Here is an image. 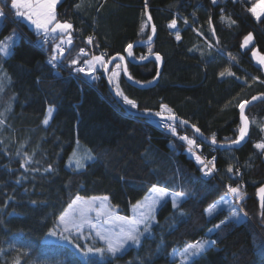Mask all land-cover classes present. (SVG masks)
Returning a JSON list of instances; mask_svg holds the SVG:
<instances>
[{"label": "trees", "instance_id": "1", "mask_svg": "<svg viewBox=\"0 0 264 264\" xmlns=\"http://www.w3.org/2000/svg\"><path fill=\"white\" fill-rule=\"evenodd\" d=\"M0 2L6 13L0 21V39L13 32L16 36L12 54L0 57V119L4 120L0 124V264H13L17 257L20 264H29L46 241L61 245L67 264H79V253L71 243L43 239L73 199L106 195L120 212L129 214L130 204L154 184L175 193L188 192L181 204L184 214L166 199L157 208V222L141 246L129 247L115 260L106 257L103 264L109 260L111 264H177L174 254L206 235L216 243L195 258L196 264H259L264 219L259 215L256 191L264 184V154L254 144L264 140V100L245 108L251 122L247 139L239 146L221 148L201 141L190 127L170 121L176 128L174 134L162 129L157 118L128 112L111 93L103 68L98 67L97 76L90 79L85 73L73 75L69 64L82 46L92 47L94 54L105 53L106 61L124 54L130 43H136L135 59L148 57L151 47L162 58L155 84L135 85L120 70L122 91L138 104L133 110L156 113L166 104L206 137L215 134L217 143L232 142L241 123L236 105L264 93V70L252 56L255 47L264 52V17L257 21L247 11L255 0H218L217 4L212 0H146L147 7L145 0H61L58 19L73 24L72 44L63 45L64 58L55 68L48 61L56 40L50 37L43 44V37L14 15L10 0ZM221 15L236 23L229 26ZM172 19L177 21L176 29L168 27ZM152 24L156 27L153 41L141 44L152 35ZM176 31L180 40L175 38ZM249 32H253V43L242 47ZM88 36L94 37L92 44L87 43ZM89 58L80 56V63ZM117 64L120 61L113 60L109 75ZM127 67L136 81L147 83L156 77L159 60L127 61ZM225 69L235 76L221 77ZM49 106L54 112L45 125ZM180 134L203 143L207 155L215 157L218 175L203 176L201 165L178 138ZM77 144L87 145L94 157L82 169L66 164ZM25 154L31 159L21 167ZM49 165L52 170L45 171ZM229 166L233 173L227 171ZM237 170L238 175L234 174ZM240 181L245 182L246 196L234 204L248 213L246 222L210 234L209 229L226 220L230 212L224 206L209 217L207 206L228 194L229 184L240 185ZM79 244L84 247L82 239Z\"/></svg>", "mask_w": 264, "mask_h": 264}, {"label": "snow or ice", "instance_id": "2", "mask_svg": "<svg viewBox=\"0 0 264 264\" xmlns=\"http://www.w3.org/2000/svg\"><path fill=\"white\" fill-rule=\"evenodd\" d=\"M83 2V0H81ZM106 2V0H105ZM218 0H212L213 4H217ZM243 2V0H241ZM60 3V0H10V9L13 11L14 15L18 17L25 18L27 21L31 23L37 30L38 34L43 37L42 43H49V38H59L60 42L55 44L53 48V55L49 59L48 63L52 65L54 68L56 67V63L64 58L65 47L63 45H71L72 44V31L73 24L68 21H61L58 19L57 13V5ZM80 4L76 7L80 8ZM103 7V5H101ZM145 7H147V2L145 0ZM99 11V9H98ZM247 11L250 12L253 17L260 21L261 17H264V0H255V3L251 5V7L247 8ZM223 12V9H221ZM6 18V13L4 11V3L0 2V21ZM148 21L152 20L150 14L147 16ZM221 21L227 20L229 22V26L231 24H235L236 21L232 20L231 17H225L221 15ZM209 25L211 26V18H209ZM185 24H188V20L185 18ZM147 27V23H145L142 27ZM171 29H176L177 21L176 19H172L168 25ZM211 31L215 33V28L212 27ZM151 33L155 35L156 27L153 24L151 26ZM53 34H56L53 37ZM152 35L148 37V41L152 40ZM202 35V33H201ZM66 37V38H65ZM176 40H180L181 36L179 31L175 33ZM94 40L93 36L87 37V43L92 44ZM253 40V36L249 33L243 41L242 47L247 48L248 45ZM16 43L15 32L12 35H9L3 39H0V57H9L12 54V49L14 44ZM133 45L130 43L127 45L125 51H127L129 56L133 55L132 52ZM191 50V49H190ZM148 55H155L156 60H161V56L158 53H153L152 48L148 47L147 49ZM105 53H101L100 55L93 54L90 59L84 60V66L75 67L74 71L77 73H85L88 76H92L95 72L97 65L104 69L105 72L108 71V64L111 63L115 57L110 58L108 61L105 60ZM80 56H88V52L85 49L81 48L79 50V54L77 57L71 59L69 64L72 66L80 64ZM231 59L235 60V57H232L229 53ZM252 56L255 58L257 64L264 70V54H261L258 50H252ZM120 59L123 61L124 57L121 56ZM139 59L144 60L147 59L146 56L141 55ZM116 71H113L108 79L109 83L113 84L114 92L117 97L121 98L123 104L129 106L131 109H137L138 104L134 99H130L125 93L122 91L119 83V76L121 65H115ZM123 72L127 73L128 68L127 64L123 65ZM221 77L224 76H235V73L231 72L229 69H225L219 73ZM131 79V76H129ZM255 80H258L259 77H254ZM264 82V81H262ZM137 83H139L137 81ZM264 99V93L260 96H253L251 100H243L238 103L236 106L240 110V126L238 128V137L233 140V144H240L245 138L249 135L250 128V120L247 115H245V108L248 104L253 101ZM144 113L151 114L149 109H144ZM54 109L49 106L47 110V116L43 120V123L47 125L49 120L52 118V114ZM165 113H167L166 119L168 121L175 122L178 117L175 115L173 110L168 107V105H161V111L155 113L156 116L161 117V119H165ZM183 124H187L188 121L181 120ZM4 120L0 119V124H3ZM170 128V130L175 134L176 128L173 124L169 123L165 125ZM193 129L196 133H199L201 137H203V133L201 130L192 125ZM264 130V129H262ZM181 140L186 141L188 145V152L192 154L195 160L201 165V170L205 176H212L214 172L217 171L215 164V157H212L211 160H207L206 157H202V155L197 154L196 150L200 148V145L197 144L195 139H190L187 135L181 136ZM204 139H210L212 144H216V136L212 134L210 138L204 137ZM254 148L258 150L261 154H264V140L257 142L254 144ZM24 160V163L21 167H25L28 165L30 157H27ZM94 157L91 155L90 151L84 155H79L76 152L72 153V156L69 161V166L72 164L75 165L77 169H82L86 166L85 160H93ZM51 165L45 169V171H51ZM227 171L229 173H233L232 166H229ZM236 175L239 174L237 170ZM19 182V181H18ZM228 192L232 194V196L237 201H243L245 199L246 193L242 191L241 185L232 186L229 184ZM189 193L186 191L171 193L166 187L153 186L151 189V194L146 196L143 201L137 202L136 205H133V211H139L138 215L133 216L131 218L126 216H119L114 212L113 207L109 206L107 196L104 197H92L89 199H85L81 196H77L75 200L69 204L68 209L65 210L60 216L56 228L50 230L48 233L51 236H57L56 229H60V236L64 240H68L71 242V235L65 236L63 233H72L76 232L77 235L87 239L84 237V229L85 226L94 230L95 238H98L100 242H102V246L93 242L92 244L82 247L79 243H75L74 247L79 253L80 262L79 264H103V261L106 257H110L111 260H115L119 258L122 254L126 253L127 249L132 246L139 247L142 244V239L146 238V234L150 235L152 231L153 224L156 223L155 210L158 206H162V202L165 201V198L170 197L171 203L174 209L180 212L183 215V211L181 209V204L184 202ZM260 195V213L262 219H264V187L259 189ZM97 202H99V207H97ZM226 204L228 206L230 215L226 220L220 221L214 225V229H209V233L211 234L214 230L222 231L229 224H243L246 222L248 218V213L243 212L240 208L235 205L231 199L227 198V194L225 197L221 198L220 202L213 203L209 205V207L205 210L206 214L209 217H213L220 210L221 205ZM91 213H95V217L91 215ZM103 218V220H102ZM95 219L96 222H93ZM102 220V223H101ZM111 223V227H104V225ZM141 226H143L141 228ZM93 233L89 232L88 236H92ZM216 243L215 240L204 238L198 239L194 242L189 243L183 251L179 252V258L183 262V264H196L195 258L202 256L205 254L212 246ZM16 247V245H13ZM18 251H23V249H19ZM175 253L176 250L173 249ZM26 254V253H25ZM111 260H109L108 264H111ZM13 264H20V259L17 257ZM259 264H264V251L261 252V258L259 260Z\"/></svg>", "mask_w": 264, "mask_h": 264}, {"label": "rangeland", "instance_id": "3", "mask_svg": "<svg viewBox=\"0 0 264 264\" xmlns=\"http://www.w3.org/2000/svg\"><path fill=\"white\" fill-rule=\"evenodd\" d=\"M249 33L252 34L253 39H254L253 32H249ZM249 33H248V34H249ZM248 34H247V35H248ZM247 35H246V36H247ZM246 36H245V37H246ZM65 38H66V37H65ZM243 41H244V40H243ZM59 42H60V40L58 39L56 42H54V44H57V43H59ZM252 43H253V40L251 41V43H250L248 46H251ZM53 46H54V45H53ZM53 48H54V47H53ZM253 50H258L261 54H264V52L260 51V50H259L258 48H256V47H255ZM100 54H101V53H96L95 55H100ZM89 59H90V58H89ZM254 59H255V58H254ZM255 61H256V60H255ZM98 67H100V66L97 65V68H98ZM89 78H90V79H93V78H94V73L92 74L91 77L89 76ZM51 107L54 109L53 106H51ZM190 139H191V138H190ZM89 151H90L91 155L93 156V153L91 152L90 148H89L87 145H85V144H77V145L74 147V149L71 151V153L69 154V156H68V158H67V160H66V164L69 165V161H70V158H71L73 152H76V153L79 154V155H84V154L88 153ZM87 161H88V160H85V163H86ZM71 166H72V167H75L74 164H72ZM75 168H76V167H75ZM154 185H155V186L162 187V186L157 185V184H154ZM154 185H152V186L147 190V192H146L141 198L137 199L136 201H134V202H132V203L130 204V207H129V214H124V213L120 212V211L118 210V207L112 205V204L109 202V200H108V204H109V206L113 207L114 212H115L116 214H118L119 216H126V217H129V218H131V217H133V216H136V215H138L139 211H141L142 209H141V210H137V211H133V205H136L137 202H139V201H143L144 198H145L146 196H149V195L151 194V189L153 188ZM169 192H171V191H169ZM171 193H175V192H171ZM79 196H81V197H83V198H85V199H89V198H87L86 196H82V195H79ZM104 196H106V195H99V196L97 195V196H94V197H104ZM225 196H226V194L222 195V196H221L220 198H218L217 200H214L211 204H213V203H217V202H220V201H221V198H222V197H225ZM92 197H93V196H92ZM92 197H90V198H92ZM227 198L231 199L233 203H234V200L236 201V199L232 196L231 193H228V194H227ZM166 199H170V197L165 198V200H166ZM73 200H75V199H73ZM71 203H72V202H71ZM71 203H70V204H71ZM211 204H209V205H211ZM209 205L207 206V208L209 207ZM68 206H69V205H68ZM68 206H67V208H66L65 210L68 209ZM224 206L228 207L226 204H222V205H221V208H223ZM97 207H99V202H97ZM158 207H159V206H158ZM158 207H157V208H158ZM157 208H156V210H155V217H156V211H157ZM207 208H206V209H207ZM221 208H220V209H221ZM65 210H64V211H65ZM91 215H92L93 217H95V213H91ZM58 220H59V217H58V219H57V223H58ZM102 220H103V218H102ZM102 220H101V223H102ZM93 222H96L95 219H94ZM57 223L55 224V226H53V228H51V230L54 229V228H56ZM111 226H112L111 223L104 225V227H111ZM142 227H143V226H141V228H142ZM56 231H57V233H58L57 236H51V235H49V234H48V233L50 232V230H49V231L47 232V234L44 236L43 239H44V240H50V241H63V242L68 243V244L71 243L73 246H74L75 243H79L81 239L83 240L84 247H85V246H88V245H90V244H92L93 242H95L96 244H98V243L96 242V240H97L98 238H95V240H94V236H95L94 230L91 229V228H89V227H87V226H85V229H84V237H87V239H85V238H83V237L77 235L75 231H73L72 233H67V232L63 233V235H65V236L71 235V237H72L71 242L68 241V240H64V239L61 238V236H60V229H56ZM89 232H92L93 235H92V236H88V233H89ZM204 238L212 239V238H211L210 236H208V235L202 237L201 239H204ZM197 240H198V239H197ZM212 240H213V239H212ZM193 242H194V241H193ZM98 245H100V244H98ZM101 246H102V245H101ZM22 247L25 248V249L28 248V246L25 245V244H23ZM29 250L31 251L32 249L30 248ZM181 251H183V250H181ZM181 251H180V252H181ZM174 257L177 259V264H183V262H182V261L180 260V258H179V252H178V253H175V254H174ZM67 259H68V258H67L66 256L63 255V251L61 250V245H54V244H51V243H49V242L46 241L44 245L39 246L38 250L35 251L34 254H32V258H31V260H30L31 262H29V264H67V262H68ZM73 264H77V263H73Z\"/></svg>", "mask_w": 264, "mask_h": 264}, {"label": "water", "instance_id": "4", "mask_svg": "<svg viewBox=\"0 0 264 264\" xmlns=\"http://www.w3.org/2000/svg\"><path fill=\"white\" fill-rule=\"evenodd\" d=\"M147 16H148V13H147ZM151 23H152V22H151ZM152 25H153V24H152ZM154 36H155V35H152V40H151V41H148V39H147V40H145V41H141L140 43H141V44H149V43H151V42L153 41ZM135 44H136V43H132L133 46H134ZM121 56L124 57L123 61L120 59ZM112 57H115V59H118V60L120 61V63H121V67L123 68V65H124V64H127V61L143 62V61H145V60H150V59H152V58H155V55L148 56L147 59L140 60V59H135L133 56H129L128 53H127V51H126L124 54H115V55H112L111 57L108 58V60H109L110 58H112ZM115 59H114V60H115ZM155 59H156V58H155ZM108 60H107V61H108ZM112 62H113V60L111 61V63H112ZM111 63L108 64V71H107V72H105L104 69H103V74H104V76L107 78V82H108V85H109L110 91H111V93L114 95V97H116V100L119 101L122 105H124L125 109H126L128 112H130V113H133V114H139V115L144 116V117H152V118L161 119V117L156 116L155 113L146 114V113H144V112H138V111H136V110H133V109L129 108L127 105H125V104L122 103L121 98H120V97H117V96L115 95L113 84L109 83V79H108V77H109V72H110ZM127 68H128V67H127ZM161 69H162V59L159 60V69H158V72H157V74H156V77H155L152 81L147 82V83H141V82H139V81H138L139 83H137V81H136V80L130 75L129 71H128L127 73H125V72H123V70H122V73H123L124 77H125L129 82H131V83H133V84H135V85H138V86L146 87V86L153 85V84H155V83L158 81V79H159V75H160V72H161ZM129 76H131V79H129ZM260 95H261V94H257V95H254V96H260ZM251 98H252V97H251ZM251 98H250L249 100H251ZM261 100H264V99H261ZM257 101H259V100H257ZM257 101H253V102L250 103V104H253V103L257 102ZM248 105H249V104H248ZM245 115H247V114L245 113ZM166 116H167V113H165V120H167V119H166ZM176 116H177V115H176ZM177 117H178V116H177ZM181 120L187 121V120H185V119H183V118L178 117V119H177V121H175V123L182 124V125H184V126H187V127H190V128L193 129V127H192L193 124H191L190 122H188L187 124H183V123L180 122ZM193 130H194V129H193ZM194 131H195V130H194ZM196 135H197V137H198L201 141H203V142H205V143H208V144H210V145H212V146H217V147H221V148H230V147H236V146H239V145H241V144L247 139V137H248V136H247V137L245 138V140L242 141L240 144H233L232 142H225V143H216V144H212L211 141H210L209 139H207V140L204 139V137H206L204 134H203V137H201L199 133H196ZM261 187H264V184H263V185H260V186L257 188V191H256V192H257V196H258L259 199H260L259 189H260Z\"/></svg>", "mask_w": 264, "mask_h": 264}, {"label": "built area", "instance_id": "5", "mask_svg": "<svg viewBox=\"0 0 264 264\" xmlns=\"http://www.w3.org/2000/svg\"><path fill=\"white\" fill-rule=\"evenodd\" d=\"M49 39H50V38H49ZM81 48L85 49V51L88 52V56H89V57H91V56L94 54V51H93V48H92V47L82 46ZM81 48H80V49H81ZM52 55H53V53L50 54V57H51ZM81 66H84V63H83V62L80 63L79 65H75V66H73V67L71 68V73H72L73 75L83 77V74H84V73H77V72L74 71V68H75V67H81ZM97 73H98V69H97V67H96V70H95V72H94L95 77L97 76ZM157 123H158V125H159L160 127H162V129H165V130H166V129H170V128H168V127L165 126V125L171 123V122L168 121V120H165V119H163V120H162V119H157ZM184 135H186V134H180L178 138L180 139V137H181V136H184ZM180 140H181V139H180ZM181 141L185 143L186 148L188 149L187 142H186V141H183V140H181ZM196 142H197L198 145H200V148L196 150V153L202 155V157H206L207 160H211L212 157H209V156L207 155V153L205 152V150H204V146H203V143L198 142V141H196ZM216 169H217V167H216ZM202 173H203V171H202ZM213 175H218V169H217L216 172L213 173ZM203 176H204V177H210V176H205L204 174H203ZM240 185H241V186H244V185H245V182H244V181H240ZM227 188H228V187H227Z\"/></svg>", "mask_w": 264, "mask_h": 264}, {"label": "crops", "instance_id": "6", "mask_svg": "<svg viewBox=\"0 0 264 264\" xmlns=\"http://www.w3.org/2000/svg\"><path fill=\"white\" fill-rule=\"evenodd\" d=\"M61 1V0H60ZM18 17V16H17ZM19 18H21L24 22H26L31 28H33L34 30H35V32H37V30L35 29V27L33 26V25H31V23L29 22V21H27L25 18H22V17H19ZM38 33V32H37ZM56 36V34H53V37H55ZM52 38V37H51ZM52 39H54V40H58L59 38H52ZM55 41V42H56ZM54 46H55V44H53ZM67 44H65V46H66ZM53 46V47H54ZM67 46H70V45H67ZM90 197H92V196H89V197H87V198H90ZM94 197V196H93ZM76 198V197H75ZM74 198V199H75Z\"/></svg>", "mask_w": 264, "mask_h": 264}]
</instances>
